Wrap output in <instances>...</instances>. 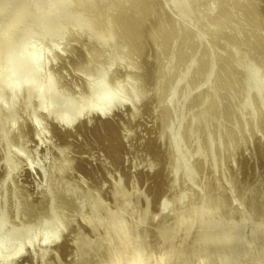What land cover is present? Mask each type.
<instances>
[{"label":"rangeland","instance_id":"1","mask_svg":"<svg viewBox=\"0 0 264 264\" xmlns=\"http://www.w3.org/2000/svg\"><path fill=\"white\" fill-rule=\"evenodd\" d=\"M23 1L30 8L18 25L9 30L10 17L0 20V264H120L118 248L134 233L144 241L140 243L149 264L165 258L168 264H200L202 258L209 264H264V116L253 99L254 119L241 109L247 81L232 89L233 72L224 73L227 79L221 83L214 74L186 98L184 90L198 81L199 70H192L190 78L174 87L166 82L172 89L164 90L158 81L165 74L160 78L148 37L161 43L175 30L180 39L188 34L185 25L171 30L162 24L160 29L162 17L170 27L171 18L159 17L156 9L146 7L147 0H133L128 17L124 10L114 19L119 24L125 18L123 27L141 30L148 36L145 43L129 38L137 31L123 40L116 28L115 46L98 50L89 48L85 36L73 39L69 26L55 32L52 22L40 20L49 0ZM235 1L197 2L200 8L205 2L213 5L205 23L217 16L230 22L219 38V52L233 44L228 36L237 24L242 41L256 32L264 37V0H246L245 7H237L242 18L233 23L225 9ZM168 11L175 17L182 12ZM255 12L259 23L250 20ZM196 23L190 18L188 26L195 28ZM207 35L204 45L212 41ZM253 50L252 55L240 52L235 74L253 56H264L261 49ZM22 51L29 57L34 86L10 89L2 79ZM225 56L229 62V54ZM181 67L179 61L173 71ZM223 67L217 64L216 73L222 76ZM47 84L51 92L40 100L38 90ZM101 88L109 95L108 108L96 102ZM210 89L213 95L206 101ZM167 96L170 106L163 103ZM213 99L222 102L221 110L210 113ZM67 105L72 108L66 113ZM92 105L100 108L88 109ZM169 108L172 123L167 127ZM236 108L240 117L234 116ZM64 113L68 121L58 123ZM197 232L203 235L199 240ZM187 238L198 243H186Z\"/></svg>","mask_w":264,"mask_h":264},{"label":"bare ground","instance_id":"2","mask_svg":"<svg viewBox=\"0 0 264 264\" xmlns=\"http://www.w3.org/2000/svg\"><path fill=\"white\" fill-rule=\"evenodd\" d=\"M132 1L133 0H49L47 10H45V12L41 13L39 15V17L41 18L40 20L42 22H44V23L46 22V25H48L50 22H52L54 25V28H55L54 29L55 32H60V31L62 32L66 26H69L71 36L73 37V39L76 38V40H77V39L85 36V38L88 40V41L86 40V43L89 42L87 44H89L91 46L89 48H91V49L94 48V50H95V48L98 50L101 48L109 47L111 45L112 46L110 48H113V46H115V44H116V43H114V40H112L114 37L113 34L116 33V31H115L116 28H118V31H117L118 34H120L122 39L125 38L126 41L129 40L128 39L129 33H132L133 31H137L133 34L134 37L131 36L129 38H131V39L133 38L132 40H135V41L139 40V42H142L141 44H143V43H145V40H147L148 36L144 35L141 30H136L133 28L128 29V28L123 27V24L125 23V18L120 19L119 24L114 22L115 21L114 19H116L122 11L124 12V10H125L124 14H126V18L128 17V15H127L128 12L126 10L130 9V8L129 9H127V8L129 7V4L132 3ZM201 1L203 2L204 0H201ZM245 1L246 0H236L235 5H233V7H227V8H226V6L224 7V9L226 8L225 11H227V12H225V14L227 15L228 19L230 21H232L233 23H237V21L242 18V16H240V13L237 12V10H238L237 7H239L240 5H243V7H245V5H244ZM247 1L249 2L250 0H247ZM197 2H200V0H152L149 4L148 0H147V6L146 7H150L152 10L156 9L158 12L157 14H159V17L160 16L162 17L161 14H163V15H165V16L167 15L168 17L171 18V21H169V24L171 25V27H170L166 22H163V17H162V21L158 23L160 29H162V27H163L162 24H165L170 29L172 28V26L174 28H177L176 25L178 27H180L181 29H183L181 26L184 27V25H185L184 29L187 31V34H188V37H186V39H184V38L180 39L178 37L180 35L179 31L175 30L173 36H170V37L168 36L167 38H162V41H164V42H161V43L158 41L157 38L154 39L153 35H151V34L149 35L148 42H150V43H147V44L152 45V48L154 49V51H153L154 54L152 56L154 58H156V60L159 63V66L157 65L156 69L158 71H160V73L162 72L160 75V78H161V76H163V74H165L164 78H161L162 79L161 83H160V81L157 80L158 83L161 84L160 85L161 87H165V84H167L166 82H168V83L172 84L171 86L174 87V86H177V85L181 84L182 82H184V80H186L191 75L192 70H193V72H194V70L195 71L199 70L196 72L197 77H198V81L196 79L197 82H195V84H194L195 86L193 85L192 86L193 88L189 89V87H188L184 90V97L188 98V97L192 96L191 94H194L192 92H196V91L200 90L201 87L204 86V84L210 83L214 74L217 75V76H215L216 77L215 79L219 83H221V81L224 82L227 79L226 76L224 77V73L230 74L233 72V75H235V79L233 78V80H235V81L233 82V84L230 83V86L232 89H236V87H234V84H236L237 82H239L241 80L247 81V85L245 87L246 88L245 89L246 97L244 98V100L241 103V109L243 111L244 110L247 111L248 114L250 113V115L248 116L250 119H254L257 113L251 111V109H252L251 105L253 103L251 100L253 99L257 104L256 105L257 106V112L259 113V115L264 116V56H259L258 58H255L253 56L252 57L253 60L249 61V63L245 66V68L241 69L242 73H240L238 75L234 73L237 71V68H238V65H237L238 64V58L240 57L241 51L243 53H245V55H248V54L252 55V52H255L253 50V48L257 49V50L261 49V51H262L261 55H264V43L262 41L264 38V37H262L263 35L260 36L259 32H256V33L254 32L255 36H251V35L249 36L248 35L244 39V41H242L241 39H239L240 30L242 29V26H241V24H240V26L237 24V26H236L237 28L234 29L233 33L228 36V39L233 44L225 45V47L223 48V51L219 52V51H217L219 43H220L219 38L221 36H223V34H221V33L223 32L224 27H227L226 24H228L230 22L228 20H225L224 18L222 20L221 18H219L217 16L215 19V22H211V24L205 23L204 17L207 13V10H209V11L212 10L213 5H211V3L207 4L205 2L204 3L205 7L202 6V8H200V6H198ZM202 2H201V4H202ZM222 3L225 4V0H222ZM261 3H263V2H261ZM18 4H20L19 9L16 8V5H18ZM258 7H260V5ZM29 8H30L29 4L23 0H0V20H3L7 17H10V20H11V26L9 28V30H10L13 27H15L16 25H18L20 20L27 15V13L29 12ZM170 9L174 10V11L182 10V12H178L176 14V17H175L168 11ZM135 13L139 15L138 12H135ZM249 15H250L249 17H250L251 22H255V23L260 22V15H258L256 12L253 15L252 14H249ZM132 17H133V15H132ZM190 18L196 19L197 23H196L195 28H190L188 26V22L190 21ZM156 22L157 21H155V23ZM141 24H142V22L139 25H141ZM158 25L156 26L157 29H158ZM259 31H261V30H259ZM206 33H208L207 36H209V33H210V36L212 38V41H210V42L213 44L207 43V45H204L205 44V42H204L205 36L204 35ZM0 38L3 39L4 35L0 34ZM112 42L114 45L112 44ZM184 44H187L186 49L184 50V48H183L182 52L176 54V49L182 48V46H184ZM166 45L169 48L168 52H167V49L165 50V48H164V47H166ZM244 45L247 48L242 50V46H244ZM202 46H203V48L201 49ZM86 47H88V46H86ZM123 47H124V45H123ZM121 49H123L122 46H121ZM125 49L126 48H124V50ZM162 53H163L164 58L160 56V55H162ZM81 54H82V51H81ZM81 54H79V55H81ZM224 54H229V56H230L229 62H226L227 60H226V56L224 57ZM79 55H78V57H79ZM82 55L84 56V58L86 60L87 54L85 53ZM84 58H83V61H84ZM180 58H182V59L179 60ZM178 60L182 61L183 67H181L180 70L174 72L173 68L175 67V64L177 62H179ZM220 62L224 66L222 76L220 75V73L219 74L216 73L217 64H220ZM195 67H197L198 69H196ZM154 70H155V68H154ZM18 74L20 75L21 78L15 76ZM171 75L174 77V80L172 82H170ZM153 76H154V74H153ZM157 77H158V75H157ZM195 77H196V75L193 78H195ZM155 78H156V75H155ZM166 79L169 81H165ZM2 83L4 85L8 86L10 89H14L15 87L19 86L20 84L26 85L28 89L33 88L34 84L32 82V72H31L30 67H29V57L24 51H22L20 53L19 57L17 58V60L14 63L9 65V68H7L5 77L2 79ZM170 84H168V85H170ZM168 85H166L164 90H166V89L171 90L172 89L171 87L168 88L169 87ZM156 86H158V84ZM225 86H226V84L225 85L223 84L224 88L227 87V86L226 87ZM38 91H39V96H40V100H41L46 92H51V86L49 84H47L44 89L40 87ZM212 95H213V92L210 89V91L208 93V97L205 100L207 101L210 97H212ZM95 98H96L97 104L101 105V103H103L106 105L107 108L110 106L109 105L110 104L109 95L107 94V91L105 89L101 88L98 92H96ZM228 98H229V95H228ZM57 99L58 98L54 94L51 95L52 102L56 103ZM205 100L203 99L200 104L204 105ZM171 101H172L171 96H167L165 99H163V103L168 104V106L171 105ZM219 101H218V99H213L210 113L218 112L219 108L221 110L222 102L221 101L219 102ZM71 108H72L71 105H67L65 108L66 113L69 112L71 110ZM99 108L100 107H97L96 105L88 106V109H91V110L92 109H99ZM77 110H78V112H80V109H77ZM66 113L58 116V119H57L58 123H61V121H66V122L68 121V117H67ZM168 113L170 115L167 116ZM168 113L166 112V117L168 118L170 116L169 120L166 117L165 118L167 120V127H170L171 123H172L170 108L168 110ZM235 113H236V115H234V116L240 117L239 108H236ZM243 121L245 122V120H243ZM262 123L264 124V121ZM241 124L243 125V122H241ZM189 125L193 126L191 121L189 122ZM262 125H261V127L263 128ZM163 127L164 126H162V128ZM205 127L208 128V126H206V125H205ZM158 128H159V126H158ZM241 129L243 130L244 128H241ZM236 131H237V133L239 132L238 129H236ZM242 132L245 133L244 130ZM263 143L264 142H262V144ZM210 146H211V141H207L206 147L209 148ZM161 151L162 150L160 149V153H162ZM165 152L167 153V151H165ZM160 153H158V155ZM166 153L163 152L164 155ZM164 155H161V156L163 157ZM158 157H160V155ZM259 228H262V227H259ZM263 228H264V226H263ZM263 228L261 230H263ZM129 229L130 228H128V230ZM134 229L135 228H133L132 230H134ZM257 230H259V229L257 228L256 231ZM198 233H200V232H197V236L199 235ZM136 235H135V233L132 236L130 235V238L129 239L127 238L126 243L121 244V246L118 248L119 249L118 250V254H119L118 261L120 262V264H149V260L144 256V252L142 249L143 247H142L141 243L143 240L139 241L137 239V237L140 235V233L138 234V236H136ZM194 235H195V237H197L196 234H194ZM128 236H129V233H128ZM199 236L197 237L198 240H199ZM201 236L203 237V235H201ZM165 237L167 238V236H165ZM195 237L192 239H195ZM227 237H228V235H227ZM227 237H226V239L228 240ZM169 239H170V237H169ZM155 240H157V239H155ZM198 240H196V241H198ZM200 240L201 241L199 242V244L201 245L202 238ZM176 241L178 242L179 240L174 239L173 242H176ZM187 241H189V242H186V241L185 242L191 244L195 240H192L190 243L189 238H187ZM157 242H159V241H157ZM224 242H226V241H224ZM170 243H172V241ZM183 243H184V241H183ZM194 243H196V242H194ZM194 243L192 245H194ZM165 244H166V242H165ZM167 244H168V242H167ZM173 244L175 245V243H173ZM182 245H185V243ZM171 246H170V248H171ZM198 247L201 248V246H198ZM187 248H189V247H187ZM180 249L183 250L182 248H180ZM190 249H192V248H190ZM164 250H165V248H164ZM165 252H167V251H165ZM200 252H201V250H200ZM198 253L199 252H197V254ZM200 256H202V255H200ZM204 256L206 259V255H204ZM162 258H164V257H162ZM165 259H161V260L159 259L157 264H168V262H167L168 260L166 259V262H165L164 261ZM193 259H194V257H193ZM186 260H187V258H186ZM81 262H84V261H80L79 263H81ZM196 262L198 263V260L195 261V264H197ZM210 262H212V261H210ZM213 263H214V261H213ZM213 263H210V264H213ZM217 263H219V262H217ZM200 264H209V263L207 262V260H203V258H202ZM221 264H225V263L221 262Z\"/></svg>","mask_w":264,"mask_h":264}]
</instances>
